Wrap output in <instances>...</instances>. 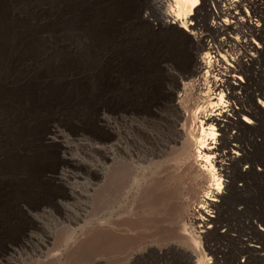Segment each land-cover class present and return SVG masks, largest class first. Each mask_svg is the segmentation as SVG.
Masks as SVG:
<instances>
[{"label":"bare ground","instance_id":"obj_1","mask_svg":"<svg viewBox=\"0 0 264 264\" xmlns=\"http://www.w3.org/2000/svg\"><path fill=\"white\" fill-rule=\"evenodd\" d=\"M217 1L225 5L206 23L213 0H150L159 21L137 18L133 29L172 44L159 56L132 62L126 45L115 46L122 28L106 31V136L78 144L92 152L93 196L103 179L93 238L122 264H168L171 253L179 264H218L202 244L228 232L233 199L264 172L252 155L264 163V74L253 67L264 55V0Z\"/></svg>","mask_w":264,"mask_h":264},{"label":"rangeland","instance_id":"obj_2","mask_svg":"<svg viewBox=\"0 0 264 264\" xmlns=\"http://www.w3.org/2000/svg\"><path fill=\"white\" fill-rule=\"evenodd\" d=\"M213 2L205 5L206 23L209 12L225 5ZM0 3V264H122L117 254L109 257L100 236L93 238L104 216L103 179L96 181L93 196L92 152L78 141L105 140L99 120L106 93V31L122 28L115 46L126 45L132 62L143 53L159 56L172 44L133 28L137 18L157 23L160 15L150 0ZM257 58L253 67L264 74V55ZM67 142L72 144L62 149ZM252 150L253 162L264 169L256 160L260 152ZM97 157L102 165V155ZM231 207L224 222L228 232L203 242V251L218 264H264V172ZM180 258L171 253L166 261L179 264Z\"/></svg>","mask_w":264,"mask_h":264}]
</instances>
